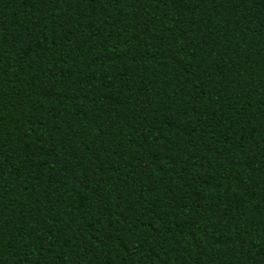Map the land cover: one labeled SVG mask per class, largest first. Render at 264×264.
I'll list each match as a JSON object with an SVG mask.
<instances>
[{
	"label": "trees",
	"instance_id": "obj_1",
	"mask_svg": "<svg viewBox=\"0 0 264 264\" xmlns=\"http://www.w3.org/2000/svg\"><path fill=\"white\" fill-rule=\"evenodd\" d=\"M0 264H264V0H0Z\"/></svg>",
	"mask_w": 264,
	"mask_h": 264
}]
</instances>
